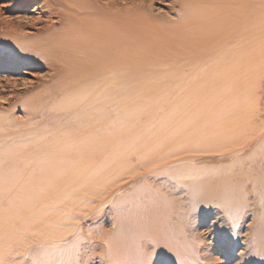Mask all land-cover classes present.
Masks as SVG:
<instances>
[{"label":"rangeland","instance_id":"1","mask_svg":"<svg viewBox=\"0 0 264 264\" xmlns=\"http://www.w3.org/2000/svg\"><path fill=\"white\" fill-rule=\"evenodd\" d=\"M134 3L141 5L142 24L111 19L118 8L132 13ZM181 13L179 0H0V182L10 185L9 181H16L11 189L20 194L30 186V180H37L39 171L46 172V180L52 179L49 172L54 171V153L65 152V143L91 122L109 119L105 114L110 118L119 115L128 135L118 148L126 154L135 148L129 154L133 164L137 162V152L144 150L211 151L181 155L189 157L187 164L178 159L181 156L173 157L116 177L107 184L103 202H94L92 212L79 214V226L96 229L102 220L103 229L108 230L109 206L125 197L139 198L137 208L130 210L142 215L156 214L155 219L142 218L144 227L143 221L135 218L142 239L134 245L147 250L140 251L142 264H264L262 237L254 241L256 232L259 237L264 236V77L258 82L254 80L250 90H242L237 82L230 87L197 83L195 80H201L204 68L190 72L167 49L175 43V23ZM99 20L105 21L101 31L91 26ZM7 29L17 30L15 36L7 37ZM66 29L68 34L61 35ZM135 29L147 30L151 35L141 40V51L129 50L132 61L135 54L144 61L131 64L118 74L89 68V61L78 50L81 46H96L97 38L93 35L112 41H132ZM64 37L77 40L78 49L74 41L61 39ZM22 40L24 50L19 52L16 43ZM239 55L236 42V62ZM191 61L195 60L187 64ZM105 77L107 80L102 79ZM245 90L250 93L240 94ZM118 100L124 109L121 115L117 112ZM217 138L225 141L218 142ZM236 138L238 142L234 143ZM215 143L216 150L204 147ZM116 151L111 149L107 159ZM109 162L97 163L96 167L90 163L87 167L96 178L107 182L109 174L102 172L100 166ZM175 169H189L193 182H210L199 184L196 196L186 188L176 190L174 182L183 178ZM110 170L112 173L115 167ZM220 183L240 191L229 196L210 189ZM5 185H0L1 189L11 187ZM4 193L0 195L7 196ZM146 197L157 202L159 209L155 204H146ZM224 201L236 207L235 213L240 210V214L232 213L229 217L223 213ZM95 211L96 215L91 216ZM135 216L138 214L130 216L131 225L126 226L131 233ZM237 217L238 240L234 242L230 238L233 226L228 222L236 226ZM28 231L27 225L18 223L2 233L0 264H35L30 249L36 242H31ZM84 231L85 235L89 233ZM154 239L161 254L150 243ZM177 245L187 250L182 263L176 260ZM255 253L259 255L254 257ZM41 254L37 262L44 264L45 256Z\"/></svg>","mask_w":264,"mask_h":264},{"label":"bare ground","instance_id":"2","mask_svg":"<svg viewBox=\"0 0 264 264\" xmlns=\"http://www.w3.org/2000/svg\"><path fill=\"white\" fill-rule=\"evenodd\" d=\"M125 4L127 3H124V5ZM179 4L182 13L177 18V23H175V43L174 45H170L167 49L171 52L170 55L173 56V59L175 57L176 59L174 60H181L186 64L183 65V67L190 70V72L204 68L203 71H201L203 74L201 80H195V77H193V80L197 81V83L219 86L228 85V87L236 85L237 82L242 90H250L254 80L258 82L261 77H264V0H179ZM112 5L114 4L112 3ZM132 5H134L132 13L125 12L127 11L125 8H118L114 11V17L109 16L114 20L126 19L139 21L140 24H142L144 16H140L143 15L139 8L141 5L135 3ZM111 11L112 8L110 13ZM104 22V20H99L98 22L93 21L91 26L94 30L98 29V31H101L104 29V27H102ZM67 30L68 29L63 30V34H61L62 30L59 33L66 36L68 34ZM16 32L17 30L12 31L7 29V37H14ZM110 33L112 32L110 31ZM132 34L133 38H135L132 41L126 38L120 39L119 41H112V39L101 38V35H93L97 38L95 43L96 46H81L79 49L76 44L77 40H72L67 37L61 39L70 42L71 40L74 41L76 49L80 50V53L84 54L86 60L89 61V63H87L89 68L103 72H117L118 74L119 71L129 69L131 64L140 65L142 61H144L143 57H140L139 54H135V60L133 58L132 61L130 59L129 50L137 49V51H141V40L151 35L147 30L143 32L141 29L132 32ZM18 42L19 43H16L18 45L17 48L18 51L21 52V50H24L21 45L23 40ZM236 42L240 53L237 62ZM170 44L173 43L170 42ZM39 47L41 50L44 49V46ZM247 47L250 48L248 56L245 55ZM189 60L195 61L194 63L191 61L192 64H187ZM150 64H154V62ZM106 78L108 77L102 79ZM100 81L102 80L100 79ZM116 83H119V81ZM247 90L243 93H239L246 95V93H250ZM116 105L117 109L121 110L120 112L117 110L121 115V113L124 112V109L123 111L121 109L122 102L118 100ZM105 115L108 116L109 119L105 121L102 120V122L100 120V123H96L97 120L95 123H93L94 121L91 122L93 119L90 120L92 124L88 123L89 120L87 122L84 121L83 123H88L89 125L87 124L88 126L81 128L82 132H79V135L71 137V139L65 143L66 151H60L58 154L54 153V156H51L55 164V166H53L54 171L52 170L49 172V175L53 177L52 179L49 178L46 180V172L39 171L40 175L37 180H30L29 184L31 187L29 186L23 192L19 191L20 194H17V192L11 189L15 186L14 182L16 181H9L10 185L6 182L5 185L1 181L5 187H7V185L11 186L12 183L14 186L12 185L10 188L7 187L3 189H1L0 186V189L7 194L5 197L0 195V236L18 223L27 225L29 230L28 237L31 239V242L34 241L37 245H34L35 247L30 249L35 264H42L37 262V260H40L38 259L39 253L45 256L42 258L45 259L44 264H66L68 262L79 264V261H81V264L144 263L139 260L143 256L140 254V251L145 252L147 250L142 249L139 245H134V243L137 244L142 239L141 233L138 232L140 229L139 223H137L135 218H140L142 221V218H145V221H147L149 219H155L154 216H156V214H153L154 216L150 214L142 215L140 212L134 213L133 210H130L132 208H137V204L140 202L139 198L133 200L125 197L124 199H119L117 202H113L112 206H109V211L107 212L109 223L108 230L103 229L102 224L105 222L102 220L99 223L100 226L96 229H84V227L78 224V219L81 217L79 214L84 211L92 212L95 208L93 205L94 202L101 204L107 184L114 182L115 178L120 175L132 174L138 167L151 166L157 162L169 160L173 157L177 158L184 154L211 151L196 148L170 149L165 152H161V150H144L137 152L135 157L133 156L137 161H135L136 164H133V158L129 154H131L135 148L130 151L131 153L129 154L124 153L123 149L119 150L118 148L124 145L123 141L128 135L126 134L127 132L125 133L121 116L117 115L119 117L116 116L115 119L114 117L110 118L109 114ZM108 127H111L112 130L108 131ZM133 139L134 138L131 140ZM146 139H148V137H145V140ZM148 141L150 140L148 139ZM216 141L223 142L225 140L224 138H217ZM237 142L238 140L236 138V142L234 140V143ZM132 147L133 146H131V148ZM204 147L213 149L217 147V143L204 145ZM115 148L118 151H116L111 158L107 159L109 151ZM122 150L123 152H121ZM187 158L189 157L181 156L178 159H181L184 161V164H187L188 162H185ZM106 160L111 163L109 162L110 164L108 163V165L101 164L103 166H100V169H103V171L101 170L102 172L106 170L109 174L107 182H103L90 173L91 168L87 167V165L93 163L96 164L94 165V167H96L97 163H102ZM111 167H115L112 173L110 170ZM176 170L177 169H175L176 174H180L183 178L181 180L177 178L174 182L173 187H175L176 190L186 188L196 196L197 186L199 184L201 185L203 182H210L208 179L193 182L191 181L193 180V172L188 171L189 169ZM110 173L114 178L110 179ZM101 174L97 175V177L99 176L100 178ZM1 182L0 185L3 187L4 185L1 184ZM20 183L21 185L25 184L23 182ZM19 189L22 190L23 188ZM210 189L216 191L221 190L224 194L229 196H234L236 192L240 191L237 187L235 191L222 183H220L217 188L215 185L210 187ZM2 191H0V194L5 195ZM145 201L146 204H155L156 208L159 209L158 203L152 198L146 197ZM3 202H5V204ZM5 205L7 207H5ZM235 208L236 207H231L226 201H224V203L222 202L223 213L226 212L229 217H231L232 213H235ZM93 213L94 214L91 216L96 215V211ZM137 214L138 216H135L132 221L133 228L135 229L131 233L126 226L130 224L128 222L130 216ZM235 214L238 216L240 210L236 209ZM145 221L142 223L143 227L145 226ZM228 224L233 226L232 232H230L231 241L236 242V239L238 240L235 233L236 229L239 227L238 217L236 218V226L230 223V221ZM24 229L26 230V228ZM84 230L86 233H89L87 235L83 234ZM261 237L262 239L260 241L264 242V236L259 237L256 232L254 241L257 242L258 238ZM154 241L156 243H154ZM154 241L151 240L150 243H153L155 251L161 254L160 249L156 245L158 242L155 239ZM176 249V260L178 259V261L182 263L184 257L187 255V250L185 247L178 245ZM257 255L259 254L255 253L254 257Z\"/></svg>","mask_w":264,"mask_h":264}]
</instances>
